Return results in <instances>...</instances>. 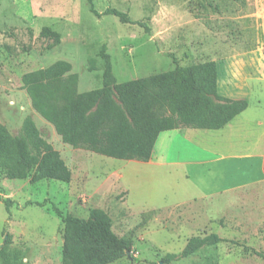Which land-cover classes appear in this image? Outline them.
<instances>
[{
    "label": "rangeland",
    "instance_id": "374dc122",
    "mask_svg": "<svg viewBox=\"0 0 264 264\" xmlns=\"http://www.w3.org/2000/svg\"><path fill=\"white\" fill-rule=\"evenodd\" d=\"M92 2L99 17L86 0H0V123L20 138L23 122L30 118L71 171L69 183L45 179L35 184L0 173V247L6 245L17 264H60L63 224L54 205L63 215L85 219L96 209L108 216L111 231L128 243L110 264H264L252 253L264 255V182L177 204L193 193L180 167L72 148L32 108L22 84L23 75L65 61L71 65L69 74L77 76V93L100 88L99 52L105 45L117 83L214 61L219 82L225 73L228 80L233 74L244 80V86L237 82L244 88L237 95L244 92L240 97L248 101L246 116L264 117V0ZM108 8L128 13L148 31L104 15ZM43 27L61 35L57 46L48 48L51 41L40 37ZM90 59H95L94 71L89 70ZM219 87L221 92V82ZM253 128L247 125L240 132L247 135V144L257 135ZM167 136V160L196 155L202 148L196 141L192 147ZM155 144L153 159L160 142ZM233 168L216 163L200 169L207 191L261 178L256 160L240 162L234 176ZM191 177L202 186V180ZM3 198L11 202L9 213ZM210 234L222 241L164 261L168 255L179 256L191 237Z\"/></svg>",
    "mask_w": 264,
    "mask_h": 264
},
{
    "label": "trees",
    "instance_id": "16d2710c",
    "mask_svg": "<svg viewBox=\"0 0 264 264\" xmlns=\"http://www.w3.org/2000/svg\"><path fill=\"white\" fill-rule=\"evenodd\" d=\"M86 1L89 11L99 17L92 0ZM103 14L148 31L146 24L133 21L126 12L108 8ZM40 37L51 41L48 48L57 46L61 39L50 27H43ZM99 57L103 60L102 86L82 93L76 92L77 76L69 74L71 65L65 61L22 76L32 108L72 148L146 163L161 132L178 128L218 130L247 108L246 99L218 94V67L214 61L177 66L117 83L105 45ZM89 62V70L94 71L95 59ZM22 131L20 138L12 137L0 123L1 175L8 180L28 178L30 184L45 179L69 183L71 171L30 118L24 120ZM1 201L9 213L11 202L7 198ZM51 207L63 224L60 264H110L128 248L127 241L111 231L110 220L103 211L91 210L84 219L63 215L54 205ZM221 241L216 234L191 237L179 256L168 255L164 261L189 257L202 247ZM252 253L264 259L262 253ZM15 261L6 245L0 247V264H17Z\"/></svg>",
    "mask_w": 264,
    "mask_h": 264
},
{
    "label": "crops",
    "instance_id": "0c3cea01",
    "mask_svg": "<svg viewBox=\"0 0 264 264\" xmlns=\"http://www.w3.org/2000/svg\"><path fill=\"white\" fill-rule=\"evenodd\" d=\"M225 75L224 78H221L220 80L222 89L221 92L219 87L220 82H218V94L229 99H246L244 97H240L244 94V92H241V95H237L240 91L244 90V88L237 85V82L244 86V80H238L234 74L228 80ZM248 109L249 104L243 112L238 114L228 124L218 130L178 128L161 132L159 134L156 141V143L160 142L157 150V158L153 159L155 144L151 158L148 162H146V164L162 167L178 166L182 169V175L184 178L183 181L187 183L190 188H192L193 193L189 195V197H185L184 200L177 204H187L194 200V197L197 199L208 198L214 194H224L244 188L247 185L264 182V117H256L254 114L246 116ZM247 125L251 128L255 127L253 130L257 132V135H254V133L251 135L254 138L250 144H247V135H245V133H240L242 130H245ZM167 135L180 137L184 142H187L191 146H195L194 143L196 141L199 146H202V148H199L200 151L197 150L198 153L196 155H187V157L173 161L167 160L165 154L169 147L166 144L167 138H163L168 137ZM223 151H227V153H222ZM245 160H256L258 162L259 169L261 171L260 179L235 183L234 185L227 187H220V185L218 186L217 191H207L206 184L203 181V178H205L203 172L206 165L216 163H224L228 165L234 164V168L230 171V174L234 176L235 174H238L239 163ZM217 172L222 173L220 169L217 170ZM192 175L203 181L202 186L196 181H193L191 177Z\"/></svg>",
    "mask_w": 264,
    "mask_h": 264
}]
</instances>
